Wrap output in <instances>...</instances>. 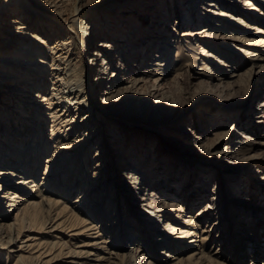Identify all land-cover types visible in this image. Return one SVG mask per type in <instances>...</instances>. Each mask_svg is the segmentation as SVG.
<instances>
[{
  "label": "bare ground",
  "instance_id": "1",
  "mask_svg": "<svg viewBox=\"0 0 264 264\" xmlns=\"http://www.w3.org/2000/svg\"><path fill=\"white\" fill-rule=\"evenodd\" d=\"M240 1L0 0V264H203L200 258L203 255L198 258L195 250L187 256L178 253L191 249L199 236L201 229L193 226V217L187 220L188 225L184 223L186 230L166 224L168 234L175 237L167 241L157 227V220L153 221L169 215L167 203L147 206L159 197L160 184L179 179L177 175L167 176L170 167L163 157L173 156L174 151L178 154L174 147L185 144L182 139L188 132L203 142L200 146L197 141L185 144L188 149L207 148L211 140L198 128L185 124L189 116L186 112H197L205 104L201 100L203 96L194 100L191 111L184 110L185 107L165 110L168 86L161 81L172 64L174 70H184L175 75L178 79L189 81L204 76L217 79L205 61L213 64L219 54L229 58L231 52H242L248 59L256 55L250 60L264 74V64L258 62L262 59L256 53L264 47L259 37L264 29L250 23L255 20L248 13L253 0L241 1L239 5ZM199 9L202 16L198 17ZM115 10L120 11L115 13ZM98 11L100 15L96 14ZM173 13L177 24L172 30L176 35L170 36L166 25ZM105 14L116 20V24L104 20ZM199 23L204 24L203 28L193 29L192 25ZM181 27L188 28L178 34ZM135 32V48L144 59L138 62L139 67L155 50L144 65L147 71L129 62L127 44L131 45ZM198 34H204L213 53H205L203 48L197 52L193 36L197 38ZM181 43L189 51L185 55L191 60L195 57L193 53L203 55L199 59L202 65L197 61L181 64L183 56L178 53ZM218 65L232 68L227 77L231 84L242 75L225 60H218ZM142 74L154 78L152 85L147 84ZM51 75L53 80L49 86ZM223 79L218 78L220 84L228 83ZM137 102L143 114L129 110ZM88 109L90 112H85ZM249 110L244 112H252ZM78 114L83 115L82 125L75 121ZM94 121L98 125L92 128V133L88 128L83 131ZM118 122L124 128L125 139L117 130ZM103 124H112L106 133ZM150 132H160L162 138L156 141L162 147L159 150L153 143L145 145ZM220 133H214L215 143L210 142L205 149L208 155L222 145ZM111 145L117 147L116 160L111 159L112 172L105 173L108 169L104 167L103 149ZM95 147L98 150L93 162L89 157ZM237 152L243 155L246 148L239 147ZM178 162V168L173 171L185 170L182 160ZM93 165L99 174L93 173ZM105 176L111 177L104 181L97 179ZM65 182L67 185L63 188ZM153 184L152 192L146 193L147 187ZM185 184L181 192L176 190L177 196L184 195L188 204L194 205V175ZM99 190V194L92 195ZM97 196L98 201L93 200ZM208 204V209L198 215L204 217L214 209ZM175 205L176 212L172 211L173 207L170 211L177 218L189 208V205ZM104 207L112 208V212L110 209L103 214ZM125 207L128 213L126 218L122 215L121 221V208ZM140 207L145 211L138 212L137 216L135 211ZM139 215L141 219H137ZM106 216L113 220L104 233L115 231L109 239L103 237L97 242L99 234L92 230L98 229ZM240 230L237 240L247 248L242 236L244 226ZM82 235L94 242L72 247L65 240L67 236ZM182 238L184 241H176ZM109 242L111 245H104L102 251L98 247ZM133 245L138 246L136 250ZM154 246H162L159 254L167 260L154 262L147 258ZM89 248L109 257L101 256L98 251L93 253ZM210 257L207 259L210 264H225Z\"/></svg>",
  "mask_w": 264,
  "mask_h": 264
},
{
  "label": "rangeland",
  "instance_id": "2",
  "mask_svg": "<svg viewBox=\"0 0 264 264\" xmlns=\"http://www.w3.org/2000/svg\"><path fill=\"white\" fill-rule=\"evenodd\" d=\"M241 1L243 2L244 0ZM241 1L239 2V5L242 4ZM252 4L249 5L250 9L248 10V13H250L255 20H251L250 23H257L264 29V0H253ZM201 6L204 5H202L201 3ZM118 11L120 10H117V12ZM200 11L201 9H199V14H197L198 17L200 15L202 16ZM99 12L100 11L96 12V14H98ZM117 12L115 10V13ZM175 16L176 15L173 13L171 15V22H168L166 25L167 31H169L170 36L176 35V32L172 30V27L177 24ZM102 18L104 20H111L109 23L112 24H116L117 22L116 20L110 19V17L107 15L106 17L102 16ZM105 22V24L108 23V21ZM203 25L204 24L199 23L197 26L194 25L195 27L192 25V27L193 29L199 31L200 28H203ZM128 26L131 27V25ZM187 28L188 27H181L178 31V34L182 33V30ZM112 30H114V28ZM135 36L136 32L131 36V45L130 43L127 44V48L130 46L129 54L127 55L131 57L129 62L131 64L136 63V66L139 67L138 62L144 59L139 56V53L135 48ZM259 37H262V40L264 41V34H261V36ZM117 38L120 39L119 34H117ZM223 41L224 40H222V42ZM98 42L99 40H97L96 43ZM206 42L207 41L204 34H198L197 38L196 36H193V44L197 52H199L201 48H203V50H205V53L206 51L213 53V51H211V49L208 47V45L210 44H208V42L206 44ZM183 45L184 44L181 43L179 45L180 48L178 49V53L183 56L181 64L189 63L190 61H197V64L199 66L202 65V62L199 59L202 58L203 55L193 53L195 57L191 60L188 56L185 55V53L189 51ZM257 50H260L256 51V53L258 54L257 56L261 57L262 59L258 62L264 64V47L263 49L258 48ZM154 54L155 50H152L150 57L148 58L150 59ZM117 56L118 55L115 54L116 59L118 58ZM250 57L251 58L249 59L246 58V55H244L242 52H236L235 54L231 52L229 58L224 56L223 53L217 56L218 60H225L229 65L235 66L239 69V73H241L242 75L240 76V78L234 79L235 84H233L234 82L231 84L227 81L229 73L233 71L232 68L222 66L220 68V66L218 65V60L217 62L215 60V63L213 64L205 61V63L209 66V70H211L214 75L218 76L217 79L216 77L213 79H209L208 77L204 76L202 77V79L189 81L184 79L181 80L180 78L178 79V77H176L175 75L179 72H183L184 70H174V64H172L170 66L172 68L167 71L168 75H165V79L161 81V83H166V85L168 86L169 99L165 103V110L174 109L177 111L185 107L184 110L191 111L193 109L192 105L194 100L203 96L201 100L204 101L205 104L199 110H197V112H186L185 115L189 114V116L187 118V123L185 124L190 128H198L199 132L203 134V136L208 135L207 137L211 138V140H209V142L207 143L208 146L210 142L215 143L217 137L214 135V133L222 132L220 133V138L222 139L223 143L219 148L215 149L211 153V155H208V151L205 150L208 148L207 145V148H197V150L186 148L185 144L191 145L195 141H197V145L199 146L203 143L198 142L199 140H196L194 135H192L191 132H188L186 134L187 137L184 136L185 138L183 137L182 139L183 143L185 144L174 147L175 150H177L178 154H175L174 151L172 152L173 156L163 157V161L166 162L165 164L170 167L167 176L173 177L177 175V177L179 176V179L177 180V182L172 183L170 181L169 183H164L163 186H161L160 184L158 186L160 192L159 197L156 198L155 202L153 201L152 203L147 204V206H149L155 205L158 202L167 203V211L169 212V215L164 214V217L162 218L153 219V221L157 220V222L159 223L157 227L159 228V231L161 230V234L165 235L167 241H171L172 238L174 239L175 237L168 234V231L166 230V224L175 225L181 230H186L185 226L189 224L187 220H189L190 217H193L194 220H192V222L194 221V223L197 224H194L193 226H199V229H201L199 230V236L194 239V246L191 249H187L185 251L181 250L178 253H183L182 255L187 256V253H192V251L194 252L195 250V252L199 253V255H197L198 258L203 255L200 257L201 259L203 258V264H210L207 260L210 256V258H216L218 261L225 264H264V74H260V67L257 68V66L253 63V60H250L252 58H255L256 55H251ZM148 58H145L146 60L143 61V65L139 67L141 70H148V68L144 66L148 62ZM137 67H134L135 70ZM222 68H225V71H222ZM149 70L151 69L149 68ZM222 72L225 73L222 74ZM190 73L191 75L194 74L193 68L190 70ZM162 76L163 75H161V77ZM52 77L53 76L51 75V80H49L47 83L49 86L51 85V82L53 80ZM142 77L147 81V84L149 85H152V82H154V78L148 74H142ZM218 78H224L223 81L228 83L220 84ZM50 89L49 91H51ZM67 90L68 88L65 89V91ZM86 106L88 107L89 105L86 104ZM130 108L131 109L129 110L131 112L136 111L135 114L137 113L138 115H140L144 113L141 112L142 107H140V104L138 105V102ZM245 109H251L249 111L252 112H247L246 114V112H244ZM85 112L88 113L90 111L88 109ZM82 116V114H78L75 116L76 123H81L80 121L82 120ZM91 120H93V118ZM97 125L98 123L94 121L91 126L87 125L85 128H83V131H86V128H88L87 131H91L92 133V128ZM110 125L103 124L105 133L106 131H108V127ZM116 125H119L117 130H120L119 133L121 134L122 139H125V131L123 130L124 128L122 124L118 122L116 123ZM141 130L142 129L138 131ZM169 132L172 133V130H169ZM150 134L151 135L147 136L149 141L147 140L145 142V145L147 143H153L156 150L162 148L158 145L159 143L156 144V141L162 138L160 132H150ZM128 138L131 139V136H129ZM144 139H146V137H144ZM239 147L246 148V153H244L243 155L238 154L237 149ZM116 149L117 147L115 145H111L110 147L103 149V153H105L103 155L105 164L104 167L108 169L104 170L103 172L107 173L112 170L111 159L113 160V162L116 160ZM97 150L98 148H93L91 152L92 155L89 158L92 159L97 153ZM140 150L142 151V155L144 153V149L141 147ZM225 151L226 153H228L227 155H220V153H225ZM113 152H115V155L113 154ZM127 156L128 155H126L125 158ZM43 158L45 159L46 155H44ZM179 159L182 160V162L184 163L183 167H185L186 169H179L178 171L177 169H175V171H173V168H178ZM94 161H96L95 158H93V162ZM92 168L91 169L93 173L96 172L97 174H99L98 169H94V165L92 166ZM109 174H111V176L113 175V173ZM191 175H194V182L196 183L194 187V205H189L188 200L184 195L177 196L179 193L178 191H182V189L180 188H185L183 185L186 186L185 183L190 179ZM76 177L77 176L75 175L71 180H74ZM110 177H97V179L99 181H104L106 178ZM169 177H167L166 180H169ZM65 185H67L66 182L64 183L63 188ZM153 188H155L154 184L148 186L145 192H152ZM156 191L158 190L154 189V192ZM99 193L100 190L96 193H93L92 195H97ZM109 195L112 196V193H109ZM98 197L99 196L95 197L93 200L98 201ZM208 203H210V206L214 207L215 210L210 209L208 212H206V215L204 217L201 216V214L198 215L199 212H202L204 209H208ZM175 204H183L184 206L189 205V208H186V210L179 216V218H177V216L172 215V211L176 212L175 209H177V206ZM172 207L173 209H175L170 211V208ZM110 209L112 212V208L104 207L103 214H106V211ZM136 209L137 211H135V214H137V216L138 212L139 214H142L145 211V209L141 207ZM126 212L128 213L126 207L123 209L121 208V221L123 219L122 215L124 217L125 214L126 218ZM80 216L86 218V216L82 215V213L80 214ZM141 217L142 216L139 215L137 219H141ZM112 220L113 217L109 218L108 216H106L103 219L101 226H99L98 229L92 230V233L96 232V235L99 234L98 236L100 238L97 239V242H100L103 237L104 239H109V237L115 231L114 229L109 233H104V231L109 230L107 227H109L110 225L112 226ZM89 221L90 220H88V222ZM184 223L186 225H184ZM242 226H244V233L242 236L247 242V244L245 242L247 248L244 247V244L240 240H237V238H240L238 235H240V233L242 232L240 230V227ZM204 229H206L208 232H203ZM68 237L69 236H67L65 240H68L69 244L72 247L76 245H87L90 242H94L90 237L84 235L75 238L69 237L70 239ZM184 239L185 238H182L176 241L181 242L182 240L184 241ZM202 239H204L205 241L204 244H202ZM110 241H112V239ZM104 245L108 246L111 245V243H100V245L98 246L100 250ZM137 247L138 246L135 245V250ZM82 248L86 249L88 247L83 246ZM100 250L91 249L93 253H96L97 251L101 252L102 250ZM161 250L162 246H159L157 248L155 247L154 250H150L153 253L150 254L147 258H152V261L154 262H156L158 259H162L164 262V260H167V258L160 256L159 253L161 252ZM177 251L179 250L177 249ZM168 252L170 253V251ZM101 256H105L106 258L109 257L108 254H104L102 252ZM91 257L95 259L96 256L92 255ZM163 264H166V262H164Z\"/></svg>",
  "mask_w": 264,
  "mask_h": 264
}]
</instances>
